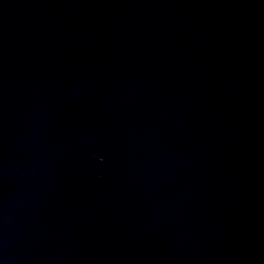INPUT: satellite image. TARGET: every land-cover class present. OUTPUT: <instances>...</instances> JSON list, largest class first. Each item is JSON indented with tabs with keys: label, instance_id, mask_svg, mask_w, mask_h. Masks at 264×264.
<instances>
[{
	"label": "water",
	"instance_id": "obj_1",
	"mask_svg": "<svg viewBox=\"0 0 264 264\" xmlns=\"http://www.w3.org/2000/svg\"><path fill=\"white\" fill-rule=\"evenodd\" d=\"M0 264H264V0H0Z\"/></svg>",
	"mask_w": 264,
	"mask_h": 264
}]
</instances>
